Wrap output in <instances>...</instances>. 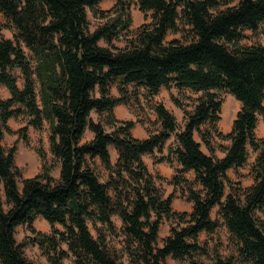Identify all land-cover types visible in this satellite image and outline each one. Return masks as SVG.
Instances as JSON below:
<instances>
[{
	"label": "trees",
	"instance_id": "16d2710c",
	"mask_svg": "<svg viewBox=\"0 0 264 264\" xmlns=\"http://www.w3.org/2000/svg\"><path fill=\"white\" fill-rule=\"evenodd\" d=\"M102 1L0 0L12 33L0 36V85L10 94L0 95V264H37L30 244L46 264H167L169 257L195 264L197 256L264 264V138L256 133L264 120V43H241L246 31L264 27V0H118L109 12L99 9ZM132 2L151 17L135 29ZM89 10L105 19L94 30ZM171 32L180 38L167 40ZM129 87L152 101L158 127L146 138L132 132L138 121L116 117ZM162 88L186 95V103L172 96L182 122L153 101ZM223 91L242 105L228 133L218 127ZM19 117L21 138L29 127L48 128L58 179L42 147L43 172L22 176L15 146L3 145L9 120ZM87 130L93 137L83 141ZM250 149L253 183L243 187L229 172L246 165ZM145 155L176 165L171 183L184 187L190 212L173 208L175 190L165 196L163 176ZM38 217L48 233L34 226ZM164 219L170 232L161 239ZM19 226L29 231L22 241ZM221 226L233 245L228 256L200 240Z\"/></svg>",
	"mask_w": 264,
	"mask_h": 264
},
{
	"label": "rangeland",
	"instance_id": "374dc122",
	"mask_svg": "<svg viewBox=\"0 0 264 264\" xmlns=\"http://www.w3.org/2000/svg\"><path fill=\"white\" fill-rule=\"evenodd\" d=\"M118 0H103L99 4V9L103 12H109ZM129 11L132 17V29L139 27L140 25L151 21V17L149 14H145L141 12L136 5L135 2H132L129 6ZM88 19H89V29L94 30L98 24L105 21L102 17L94 15L90 10L88 11ZM6 24V20L3 15L0 13V36H4L7 38H12V33L9 29L4 27ZM181 34L171 32L167 36V40L172 38H180ZM104 44V42H101ZM242 44L250 45L255 43H264V27L258 33H252L251 31H246V38L241 41ZM118 46H122L123 43L120 41H116L115 43ZM21 85V83H20ZM134 90L132 87L128 88V97L130 98L128 103L118 105L115 108L116 117L119 120H136L138 121L136 125L135 133L137 135L142 134V132L153 133L156 131L158 127V119L151 108L152 101L146 100L143 94H140L139 97L134 95ZM111 93L113 96H119L120 93L116 86H112ZM0 95L3 98H7L10 96L8 90L3 86L0 85ZM172 96L177 97L179 100L184 101L185 103L188 102V99L185 94L179 93L176 89L169 91L166 88H162L160 93L153 97L154 102H161L163 103L171 112L175 114L179 122H182L184 117L183 112L175 105L172 100ZM222 97V108H221V119L218 122V127L224 133H228L232 129L233 121L236 118L238 112L241 110V103L236 99L235 96L232 94L223 91L221 92ZM93 119H98V114L96 112L92 113ZM11 122L10 128L12 129L11 132H6L3 138V145L6 149H10L11 147L15 146V163L20 168L21 174L23 177H34L39 175L43 172V163L41 158L38 154V148L42 147L43 151L46 156V164L52 168V175L58 179L60 177V165L55 160L54 156L50 150L49 144V131L48 128L45 127L42 130H35L32 127H29L25 132V138H21V134L18 132L20 128L25 126V118L19 117L16 119L9 120ZM109 129V128H108ZM132 130V132H134ZM256 133L259 138H264V120L260 116L259 121L257 123ZM93 133L90 130H87L83 141H89L92 139ZM199 140V137L196 136ZM172 140H169L165 145V151L168 147V144L171 143ZM227 143V142H226ZM203 150L205 152H209L208 149L203 145ZM249 158L246 165L243 168L238 169L237 171L230 170L229 175L233 180H240L243 187H248L253 183V178L250 175L251 165L254 163L256 158V153L249 150ZM216 154L219 157L223 156V153L217 149ZM158 155H147L145 157V162L148 164L150 170L154 171L155 173H159L163 176L160 180V184L165 196L169 195L175 190V187L171 183V179L175 175V167L176 165H171L167 162H159L157 161ZM115 155L113 159H115ZM101 174L105 177L106 173L103 169H100ZM193 173L189 172L186 174L190 180L193 179ZM102 177V179H104ZM19 186H21V181H19ZM185 189L182 186H179L175 190V197L173 201V208L177 211H188L192 210V202L188 200L187 196L185 195ZM7 207V205L5 206ZM216 210L214 209L212 212L213 217L216 216ZM264 219V215H262ZM38 229L44 231L45 224L43 221L37 222ZM118 224L120 222L118 221ZM170 222L166 219L162 221L161 228H160V238L163 239L166 237L170 232ZM24 226H19L17 228L16 238L18 241H22L26 238L29 231ZM50 231V230H49ZM95 233V232H94ZM200 240L202 242H207L210 251L214 248H218L220 250V254L223 256H228L232 250L233 245L230 242L229 234L227 229L224 226H221L217 229V231L213 234L207 235L202 233L200 236ZM27 255L33 259L37 264H46V258L42 256L41 252L37 248L36 245H28L26 248ZM195 264H213V261L208 256H197L195 258ZM62 264H74L72 259L67 258L63 260ZM167 264H192V263H179L178 261L168 258Z\"/></svg>",
	"mask_w": 264,
	"mask_h": 264
},
{
	"label": "crops",
	"instance_id": "0c3cea01",
	"mask_svg": "<svg viewBox=\"0 0 264 264\" xmlns=\"http://www.w3.org/2000/svg\"><path fill=\"white\" fill-rule=\"evenodd\" d=\"M119 106H120V105H119ZM8 124H11V122H8ZM9 126H10V125H9ZM136 128H137V127L135 126V128L133 129V131L136 130ZM133 134H134L136 137H138V138H146V137L148 136V134L145 133V132H142V134L137 135V134L135 133V131H134ZM92 137H93V136H92ZM111 155H112V157H113L114 155H115V157L117 156V155H116V151H115L114 148H111ZM146 156H147V155L144 156V160H145V157H146ZM40 221H43V223L45 224V230H44V231L40 230V231L48 233L49 230H50V226H49V223H48L43 217H38V218L35 220L34 226L36 227L37 230H39V229H38V224H37V222H40ZM27 232H28V231H27Z\"/></svg>",
	"mask_w": 264,
	"mask_h": 264
}]
</instances>
